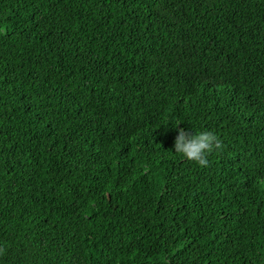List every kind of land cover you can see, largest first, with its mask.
Wrapping results in <instances>:
<instances>
[{
	"label": "trees",
	"instance_id": "obj_1",
	"mask_svg": "<svg viewBox=\"0 0 264 264\" xmlns=\"http://www.w3.org/2000/svg\"><path fill=\"white\" fill-rule=\"evenodd\" d=\"M0 264H264V0H0Z\"/></svg>",
	"mask_w": 264,
	"mask_h": 264
},
{
	"label": "clouds",
	"instance_id": "obj_2",
	"mask_svg": "<svg viewBox=\"0 0 264 264\" xmlns=\"http://www.w3.org/2000/svg\"><path fill=\"white\" fill-rule=\"evenodd\" d=\"M222 145L223 140L215 131H198L192 126V129L178 128L174 142L175 151L173 152L204 167L209 164V155L213 151L219 150Z\"/></svg>",
	"mask_w": 264,
	"mask_h": 264
}]
</instances>
